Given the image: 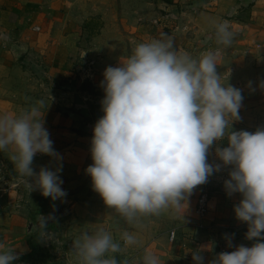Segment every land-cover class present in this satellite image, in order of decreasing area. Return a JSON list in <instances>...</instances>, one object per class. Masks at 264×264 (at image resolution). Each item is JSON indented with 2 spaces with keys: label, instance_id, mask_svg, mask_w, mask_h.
<instances>
[{
  "label": "crops",
  "instance_id": "obj_1",
  "mask_svg": "<svg viewBox=\"0 0 264 264\" xmlns=\"http://www.w3.org/2000/svg\"><path fill=\"white\" fill-rule=\"evenodd\" d=\"M221 22L233 33L227 48L214 39ZM161 34L172 38L178 52L193 58L222 49L217 67L221 82L227 83L225 70L230 69L228 83L243 96L233 130L264 128V115L251 110L245 95L256 74L264 77V0H0V115L16 116L39 107L62 158L63 201L70 203L67 217L42 224L41 216L48 217V202L53 201L39 189L29 192L11 158L12 149L0 151V244L15 251L14 264H79L75 241L82 232L100 228L121 246L108 255L127 264H143L146 251L159 264H193L190 251L209 245L201 255L203 264H210L221 252L256 242L245 239L247 226L234 217L240 197L226 196L227 169L193 190L184 219L168 209L129 223L92 190L85 169L92 163L89 135L103 115L102 73L125 61L137 44ZM221 141L219 147H226ZM216 147L214 143L208 150L209 163L218 162ZM56 166L48 156L33 158L34 172ZM205 191L210 195L209 213L199 218L196 201ZM124 232L134 235V245H124ZM226 237H231L232 248Z\"/></svg>",
  "mask_w": 264,
  "mask_h": 264
},
{
  "label": "clouds",
  "instance_id": "obj_2",
  "mask_svg": "<svg viewBox=\"0 0 264 264\" xmlns=\"http://www.w3.org/2000/svg\"><path fill=\"white\" fill-rule=\"evenodd\" d=\"M214 39L224 48L231 45L233 33L227 22L216 24ZM221 51L217 48L193 58L178 52L172 38L161 34L137 44L117 66L106 67L100 82L103 115L92 130V163L85 174L104 205L132 223L141 215L168 209L184 219L193 190L227 169L226 196L240 197L234 217L247 226L245 239L256 242L221 252L210 264H264V128L233 130V123L240 120L243 96L228 83L230 69L225 70L227 83L221 82L222 73L217 72ZM247 87L251 89V82ZM257 87L264 90V80ZM43 117L36 106L16 116L0 115V151L12 149L11 158L29 192L39 189L43 197L63 201L67 193L59 175L62 158ZM225 138L227 146L219 147L218 141ZM214 143L218 162L209 163L208 150ZM37 154L54 159L55 169L34 172ZM41 217L46 225L50 217ZM121 239L125 246L136 243L128 232ZM226 241L232 248L231 237ZM209 246L190 251L193 264H203L201 252ZM74 248L79 264H117L108 254L119 252L121 246L100 228L91 234L82 232ZM17 259L14 250L0 244V264H14ZM143 264H159V260L146 251Z\"/></svg>",
  "mask_w": 264,
  "mask_h": 264
},
{
  "label": "rangeland",
  "instance_id": "obj_3",
  "mask_svg": "<svg viewBox=\"0 0 264 264\" xmlns=\"http://www.w3.org/2000/svg\"><path fill=\"white\" fill-rule=\"evenodd\" d=\"M255 82H251V89L249 87H247V91L245 93L246 97L249 98L250 101V108L251 110H254L258 116L260 117L261 115H264V90H261L257 87L258 83L261 80H264L263 76H258V74H256L255 76ZM248 85V84H247ZM66 201V200H64ZM24 202H29V200L24 201ZM68 202V201H67ZM62 245V247L64 248L63 252H67L68 251V247L65 246L64 242H61L60 246Z\"/></svg>",
  "mask_w": 264,
  "mask_h": 264
},
{
  "label": "built area",
  "instance_id": "obj_4",
  "mask_svg": "<svg viewBox=\"0 0 264 264\" xmlns=\"http://www.w3.org/2000/svg\"><path fill=\"white\" fill-rule=\"evenodd\" d=\"M92 137V131L89 135V143ZM209 202H210V195L208 192H202L196 201L195 213L199 218H204L209 213ZM175 233L170 234V240L174 241ZM117 264H127L126 262L117 261Z\"/></svg>",
  "mask_w": 264,
  "mask_h": 264
},
{
  "label": "water",
  "instance_id": "obj_5",
  "mask_svg": "<svg viewBox=\"0 0 264 264\" xmlns=\"http://www.w3.org/2000/svg\"><path fill=\"white\" fill-rule=\"evenodd\" d=\"M48 206L50 207V213L47 217H50V219L47 220L48 224L53 223L60 218L67 217L70 214V211L68 210L70 203L67 201L48 202ZM31 226H33V224Z\"/></svg>",
  "mask_w": 264,
  "mask_h": 264
},
{
  "label": "trees",
  "instance_id": "obj_6",
  "mask_svg": "<svg viewBox=\"0 0 264 264\" xmlns=\"http://www.w3.org/2000/svg\"><path fill=\"white\" fill-rule=\"evenodd\" d=\"M243 8H245V7H243ZM221 144H227V141L223 140V141H221Z\"/></svg>",
  "mask_w": 264,
  "mask_h": 264
},
{
  "label": "flooded vegetation",
  "instance_id": "obj_7",
  "mask_svg": "<svg viewBox=\"0 0 264 264\" xmlns=\"http://www.w3.org/2000/svg\"><path fill=\"white\" fill-rule=\"evenodd\" d=\"M43 208H45V207H43ZM45 210V209H44ZM39 220V219H38Z\"/></svg>",
  "mask_w": 264,
  "mask_h": 264
}]
</instances>
